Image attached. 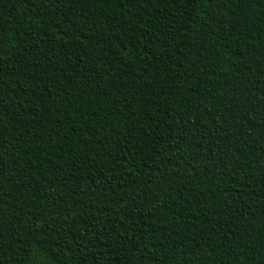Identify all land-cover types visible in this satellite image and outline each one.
<instances>
[{
	"label": "trees",
	"instance_id": "1",
	"mask_svg": "<svg viewBox=\"0 0 264 264\" xmlns=\"http://www.w3.org/2000/svg\"><path fill=\"white\" fill-rule=\"evenodd\" d=\"M0 264H264V0H0Z\"/></svg>",
	"mask_w": 264,
	"mask_h": 264
}]
</instances>
